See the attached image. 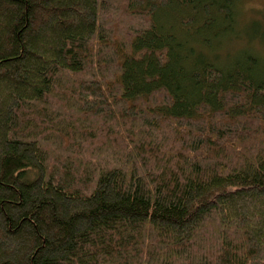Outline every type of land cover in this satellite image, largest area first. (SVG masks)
Wrapping results in <instances>:
<instances>
[{"label":"trees","instance_id":"16d2710c","mask_svg":"<svg viewBox=\"0 0 264 264\" xmlns=\"http://www.w3.org/2000/svg\"><path fill=\"white\" fill-rule=\"evenodd\" d=\"M240 1L0 0V264H264Z\"/></svg>","mask_w":264,"mask_h":264},{"label":"rangeland","instance_id":"374dc122","mask_svg":"<svg viewBox=\"0 0 264 264\" xmlns=\"http://www.w3.org/2000/svg\"><path fill=\"white\" fill-rule=\"evenodd\" d=\"M238 22V31L240 32L246 31L255 36L256 32L264 33V0H241L238 6ZM261 38H254L251 44L254 46L255 52L264 56V38ZM246 40L238 41L237 46H242ZM229 45L226 50H231L233 43Z\"/></svg>","mask_w":264,"mask_h":264}]
</instances>
